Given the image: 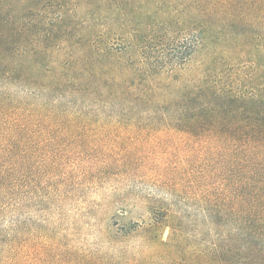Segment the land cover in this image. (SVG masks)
I'll return each mask as SVG.
<instances>
[{
    "label": "rangeland",
    "instance_id": "374dc122",
    "mask_svg": "<svg viewBox=\"0 0 264 264\" xmlns=\"http://www.w3.org/2000/svg\"><path fill=\"white\" fill-rule=\"evenodd\" d=\"M24 1L29 46L43 55L44 76L31 74L34 81H47L66 60L73 62L68 73L96 58L155 90L157 102L207 75L264 88V28L217 20L201 43L193 0ZM145 61L157 74L140 76ZM44 108L53 114L52 128L13 196L14 204L22 194V206L0 218V229L16 225L25 234L24 256L14 264H139L144 229L165 207L185 213L187 237L196 234L189 225L203 213L197 191L216 187L219 177L192 135L163 124L161 115L127 113L90 92L52 93ZM168 221L157 232L160 241L172 240L175 219Z\"/></svg>",
    "mask_w": 264,
    "mask_h": 264
},
{
    "label": "trees",
    "instance_id": "16d2710c",
    "mask_svg": "<svg viewBox=\"0 0 264 264\" xmlns=\"http://www.w3.org/2000/svg\"><path fill=\"white\" fill-rule=\"evenodd\" d=\"M24 2L0 0V218L14 205L22 206V194L17 203L12 199L22 191L29 156L52 128L53 114L44 108L50 95L90 92L127 113L161 115L163 124L192 135L206 150L203 161L213 164L210 171L219 177L216 187L205 185L197 191L203 213L197 226L189 225L196 234L187 237L185 213L165 207L144 229L139 264H154L157 257L161 264H264V88L207 75L194 87L176 88L177 96L169 94L157 102L155 90L123 79L118 67L103 63L98 54L99 60L84 59L81 67L68 73L63 70L73 62L66 60L64 69L47 76V81H34L35 75L44 76L43 55L29 46L32 25L21 11ZM193 2L200 8L194 24L200 27L201 43L211 39L217 20L245 24L249 31L251 26L264 28V0ZM143 67L140 76L157 74L156 64L145 61ZM170 216L175 219L174 225L169 223L172 240L160 241L157 232ZM25 242L16 225L0 229V262L14 264L22 258Z\"/></svg>",
    "mask_w": 264,
    "mask_h": 264
}]
</instances>
